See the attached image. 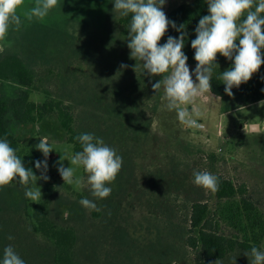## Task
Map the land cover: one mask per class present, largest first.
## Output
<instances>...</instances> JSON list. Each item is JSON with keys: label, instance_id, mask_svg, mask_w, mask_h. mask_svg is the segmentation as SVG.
<instances>
[{"label": "rangeland", "instance_id": "1", "mask_svg": "<svg viewBox=\"0 0 264 264\" xmlns=\"http://www.w3.org/2000/svg\"><path fill=\"white\" fill-rule=\"evenodd\" d=\"M195 1L166 0L162 10L167 16ZM32 6L34 0H25L21 15ZM119 16L114 0H58L43 21L25 20L19 31L10 29V47L0 45V55H19L35 72L31 100L63 102L78 130L102 138L123 159L107 185L110 196L96 199L83 168L76 169L85 181L79 190L59 174L61 156L63 166L70 167L74 147L57 117L35 125L31 137L23 139L20 158L35 150L44 160L35 146L49 137V179L37 181L42 197L35 202L25 197L18 180L0 188V264L9 245L25 264H216L205 262L190 242L195 202L207 203L217 218L215 194L193 183L194 171L245 184L264 210V100L243 105L209 91L195 102L202 127L182 125L176 112L167 110L163 88L158 94L153 90L161 77L145 74L142 62L131 58ZM233 63L226 59L222 68ZM196 65L188 64L194 81ZM0 82L7 97L22 89ZM253 123L262 133L250 130ZM84 198L98 210L84 208L79 203ZM64 210L71 213L67 220ZM219 230L236 235L225 223ZM250 252L238 248L217 264H250L245 255Z\"/></svg>", "mask_w": 264, "mask_h": 264}, {"label": "clouds", "instance_id": "2", "mask_svg": "<svg viewBox=\"0 0 264 264\" xmlns=\"http://www.w3.org/2000/svg\"><path fill=\"white\" fill-rule=\"evenodd\" d=\"M25 0H0V45L10 47L7 40L10 29L19 31L24 21L34 19L43 21L52 9L58 6V0H34V6L24 11ZM166 0H114V12L123 17L131 15L129 26L128 48L131 58L143 64L145 74L159 76L152 87L156 94L163 88V99L166 108L175 111L178 121L188 127H202L197 124L201 116L195 107L197 98L212 91L211 81L214 68L218 65L217 54L228 60H234L232 67L221 73L219 79L226 85L225 92L231 96L234 87L247 83L264 64V0H206L208 15L203 16L195 29L196 38L191 41L195 50L194 59L197 65L193 73L187 64L188 57L184 53L185 25L177 27L162 10ZM23 16V19H22ZM180 33L179 38L169 36L167 42L160 44L169 26ZM236 41H239L237 44ZM137 65L135 66L136 69ZM127 68V65H121ZM134 69V70H135ZM192 105L189 111L183 107ZM261 125L253 123L250 130L262 133ZM82 146V151L70 156V167L61 162L59 174L68 185L76 190L85 186L83 177L76 175V169L83 168L87 174L86 183L91 196L104 199L110 196L112 188L107 186L115 181L123 164V159L116 150L105 144L104 140L90 133H82L75 137ZM35 146L43 153L45 159L36 161L35 167L41 172L37 176L31 168L24 166L17 150L10 146L7 136L0 139V188L11 184L14 180L25 188V197L33 202L42 197L37 181H47V158L53 151L49 137L43 136ZM193 183L207 191H218V177L207 170L194 171ZM79 203L88 210H98L93 200L84 198ZM71 213L62 212L67 220ZM9 239H12L9 236ZM250 264H264V251L253 246L251 252L245 253ZM2 264H25L15 249L5 247ZM217 264V261H216Z\"/></svg>", "mask_w": 264, "mask_h": 264}, {"label": "trees", "instance_id": "3", "mask_svg": "<svg viewBox=\"0 0 264 264\" xmlns=\"http://www.w3.org/2000/svg\"><path fill=\"white\" fill-rule=\"evenodd\" d=\"M208 14L206 0H196L194 3L182 4L172 9L167 15L177 27L185 25L187 35L183 51L188 57L187 64H197L191 41L196 38L195 29L199 20ZM130 21L131 15L128 17L120 15L118 19L126 35H129ZM179 35L180 33L170 25L160 42H167L169 36L178 39ZM226 59L217 54L218 65L214 68L212 76V92L223 100H235L243 105L263 101L264 64L253 74L250 81L241 84L239 88L234 87L233 94L229 96L225 92L226 85L219 79L221 73L226 71L222 68ZM35 78L33 69L19 55H0V80L12 81L22 87L18 94L10 97L0 90V139L7 136L10 146L17 150L20 157L21 144L25 137H31V129H35L38 123L42 124L51 117H57L68 135V142L74 147V154L82 151V146L75 137L89 132L76 128L74 116L63 102L50 100L39 104L31 100L30 89L35 84ZM22 160L26 168H31L37 176L41 175L35 167V162L43 159L37 151L30 150ZM215 176L219 182L218 191L214 193L217 200L215 208L217 218L212 219V210L207 203L195 202L190 219L191 230L195 233L190 237V242L193 247L199 249L207 263L222 260L238 248L251 251L253 246L258 249L264 247V210L250 198L245 184L237 185L232 179L220 174ZM221 223L231 227L236 235L228 237L221 233L219 230Z\"/></svg>", "mask_w": 264, "mask_h": 264}]
</instances>
